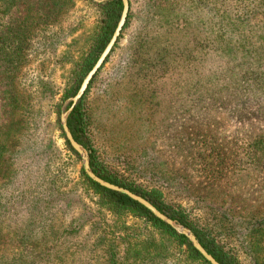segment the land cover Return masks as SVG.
<instances>
[{"label": "rangeland", "instance_id": "374dc122", "mask_svg": "<svg viewBox=\"0 0 264 264\" xmlns=\"http://www.w3.org/2000/svg\"><path fill=\"white\" fill-rule=\"evenodd\" d=\"M103 1L0 0V264L21 248L30 264H192L145 217L105 207L66 144V94ZM128 3L85 95L99 159L238 264L264 263V0Z\"/></svg>", "mask_w": 264, "mask_h": 264}, {"label": "trees", "instance_id": "16d2710c", "mask_svg": "<svg viewBox=\"0 0 264 264\" xmlns=\"http://www.w3.org/2000/svg\"><path fill=\"white\" fill-rule=\"evenodd\" d=\"M101 9V20L98 32L93 37V42L91 47L89 48L87 54L81 59L79 64L77 65L78 70L77 74L75 75V82L73 87L69 89L67 96H73L79 89L81 82L86 75V73L92 68L96 60L98 59L99 55L103 51L104 47L108 43L109 39L111 38L116 25L119 21L121 11H122V0H106L103 2L98 3ZM130 9V8H129ZM128 9V10H129ZM129 12L126 17L128 21ZM122 31V30H121ZM121 36V32L112 47L111 51L105 58L103 64L113 51L119 37ZM102 64V65H103ZM99 70V69H98ZM96 71V73L98 72ZM96 73L90 79L86 90L84 91L83 95L74 103V105L70 108V112L66 117L67 126L74 137V139L80 143L88 153V159L90 163V167L92 171L99 176L100 178L114 183L116 185L125 187L132 191L135 194H138L145 199H147L150 203H152L159 211L165 214L167 217L175 221L176 223L187 227L192 231L195 235L197 240L200 244L206 249L208 253H210L220 264H238L234 255L227 249H225L222 243L217 240L211 233L204 227L199 226L195 223L190 215L185 211L183 207L174 206L168 202H166L160 191L157 189H146L135 185L133 182L125 181L123 177L115 173L114 171L110 170L104 163L99 159L97 150L93 146V139L91 138L90 131H89V115L87 109V102H86V92L90 84L92 83L93 79L95 78ZM72 102L68 104V108L71 106ZM11 127H8L6 130L9 132ZM66 138V136H65ZM2 144V143H1ZM66 144L68 149L77 156H79L78 152L75 151L72 146L70 145L68 139L66 138ZM82 175L84 176L86 182L89 186L94 189L96 193H100L104 200V206L108 209L113 211L117 210H126L133 212L136 215H140L145 217L153 227L158 229L161 234L168 235L169 238L173 239L177 246L181 247V245L186 246V259L191 262L192 264L195 262H200L201 264H211L208 260H206L202 254L192 245L190 240L187 236L179 231H177L173 226L168 224L166 221L158 218L155 216L148 208H146L143 204L138 202L137 200L131 198L125 193L112 190L100 185L98 182L94 181L90 178L84 170H82ZM160 192V193H159ZM24 238V239H23ZM21 239L22 245H31L33 251H36V248L39 245L36 241L26 239L23 237ZM2 236L0 235V244H3ZM152 245L160 246L161 251H168L169 247L164 242L159 241H151ZM109 249L113 250V247H109ZM23 248L20 249L17 253L13 254L11 264H30L31 257L35 253L32 251L25 249L24 252ZM113 254V253H112ZM111 254V256H112ZM161 255V254H160ZM113 257V256H112ZM257 258L254 259V261ZM264 261V260H263ZM256 262V261H255ZM261 264H264L263 262Z\"/></svg>", "mask_w": 264, "mask_h": 264}, {"label": "water", "instance_id": "95a60500", "mask_svg": "<svg viewBox=\"0 0 264 264\" xmlns=\"http://www.w3.org/2000/svg\"><path fill=\"white\" fill-rule=\"evenodd\" d=\"M122 5H123V7H122L121 15H120L119 21H118V23L116 25V28H115L112 36L109 39V41L106 44V46L104 47V49L101 52V54L99 55L98 59L96 60V62L92 66V68L88 71V73L83 78L77 93L72 97V105H74V103L83 95L84 91L86 90V88L88 86V83H89L90 79L93 77V75L99 69V67L102 65V63L104 62L105 58L107 57V55L111 51L112 47L114 46V44H115V42H116V40H117L122 28H123V25L125 23L126 17H127V13H128V9H129L128 0H122ZM69 110H70V108H69ZM61 121H62V128H63V131H64V133L66 135V138L68 139V141H69L70 145L72 146V148L81 155V157L83 159V169H84L85 173L90 178H92L94 181L98 182L100 185H102V186H104L106 188L125 193L128 196H130L131 198L137 200L138 202L143 204L146 208H148L155 216H157L158 218L166 221L168 224L173 226L177 231L185 234L187 236V238L190 240V242L192 243V245L211 264H220L210 253H208L206 251V249L200 244V242L197 240V238L195 237V235L192 233V231L190 229H188L187 227H184V226L176 223L175 221H173L172 219L167 217L165 214H163L161 211H159L152 203H150L144 197L133 193L132 191H130L129 189H127L125 187H122V186L116 185L114 183L108 182V181L100 178L99 176H97L90 169L89 159H88V155L86 153V150L72 136V134H71V132H70L68 126H67L66 117L64 116V114L61 115Z\"/></svg>", "mask_w": 264, "mask_h": 264}]
</instances>
